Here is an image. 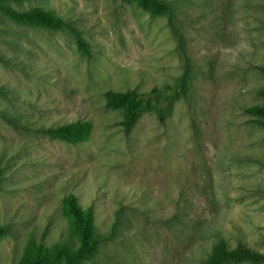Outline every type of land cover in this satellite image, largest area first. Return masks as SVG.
I'll return each mask as SVG.
<instances>
[{
  "label": "rangeland",
  "instance_id": "rangeland-1",
  "mask_svg": "<svg viewBox=\"0 0 264 264\" xmlns=\"http://www.w3.org/2000/svg\"><path fill=\"white\" fill-rule=\"evenodd\" d=\"M164 1L152 17L124 0H0L54 11L91 52L0 11V264L30 241L77 247L68 194L107 236L77 264H201L218 239L264 252V131L242 112L263 102L264 0ZM183 74L163 121L146 111L125 133L105 106ZM77 120L92 125L77 145L37 132Z\"/></svg>",
  "mask_w": 264,
  "mask_h": 264
},
{
  "label": "trees",
  "instance_id": "trees-1",
  "mask_svg": "<svg viewBox=\"0 0 264 264\" xmlns=\"http://www.w3.org/2000/svg\"><path fill=\"white\" fill-rule=\"evenodd\" d=\"M16 2L29 0H13ZM134 4L150 16L169 14V7L164 0H124ZM2 11L12 21L33 28H47L60 30L66 28L72 32L77 51L85 56L90 55V46L86 43L78 29L69 25L63 18L50 9L32 7L29 9H14L0 4ZM4 61L0 55V62ZM255 69L264 75V66H255ZM185 75L183 74L173 86L165 89L152 88L150 91L140 93L135 90L126 92L108 91L105 93V106L113 110H120L123 115L121 121L125 133L136 125L139 117L146 111H154L157 118L163 121L169 105L184 94ZM258 95L263 98L262 103L243 106L242 112L247 116L248 122L260 127L264 131V88L258 90ZM163 104H166L164 106ZM92 131L89 121L77 120L65 122L54 127L38 128L37 132L45 136L69 144L77 145L88 139ZM64 211L69 217L71 228L76 236L78 245L75 249L56 247L48 249L33 241L28 242L22 255L14 264H56L62 259L63 264H77L89 259L98 242L107 239L100 233H93L89 227L93 219L91 208L82 209L76 198L68 194L63 199ZM6 233V226L0 225V237ZM263 264L264 252L252 250L243 245L230 248L225 240L218 239L210 248L207 258L201 264Z\"/></svg>",
  "mask_w": 264,
  "mask_h": 264
}]
</instances>
